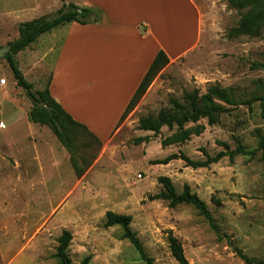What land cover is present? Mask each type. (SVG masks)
<instances>
[{
  "label": "rangeland",
  "instance_id": "rangeland-1",
  "mask_svg": "<svg viewBox=\"0 0 264 264\" xmlns=\"http://www.w3.org/2000/svg\"><path fill=\"white\" fill-rule=\"evenodd\" d=\"M195 1L203 18L197 45L159 71L81 177L52 130L28 120L32 101L0 56V78L6 80L0 85V208L8 209L6 221L14 231L12 242H4L12 264H58L53 254L63 229L72 233L68 253L74 264L86 255L89 264H145L122 238L121 226L103 225L108 210L131 216L130 227L153 264H178L169 250L168 231L179 239L190 264H249L240 253L264 262V162L258 147L264 100L231 107L212 125L199 119L203 131L181 143L162 144L176 125L157 132L138 128L140 117L173 110L172 99L184 104L185 93L201 95L219 84L246 97L254 81L264 78V26L259 35H231L241 12L226 0ZM66 2L73 1L0 0V48L18 37L24 21L50 19ZM63 29L40 35L14 55L34 90L48 83ZM191 29L187 22L182 42ZM84 99L78 96L77 103ZM99 104L90 109L101 111ZM219 152L226 155L205 167L189 166L182 158L202 161ZM161 175L171 179L178 193L188 184L206 202L217 231L191 204L169 207L166 200H150L162 189Z\"/></svg>",
  "mask_w": 264,
  "mask_h": 264
},
{
  "label": "crops",
  "instance_id": "crops-1",
  "mask_svg": "<svg viewBox=\"0 0 264 264\" xmlns=\"http://www.w3.org/2000/svg\"><path fill=\"white\" fill-rule=\"evenodd\" d=\"M71 1L89 8L93 20L62 26L63 38L48 89L73 119L104 142L157 51L162 49L171 62L197 45L202 12L195 0ZM187 22L192 29L188 40L182 42ZM81 95L85 96L83 104L77 103ZM100 102L101 111L90 109ZM7 211L4 205L0 208V235L4 240L0 241V264H12L13 259L6 256L10 247L4 243L11 241L10 230L14 232L7 224Z\"/></svg>",
  "mask_w": 264,
  "mask_h": 264
},
{
  "label": "trees",
  "instance_id": "trees-1",
  "mask_svg": "<svg viewBox=\"0 0 264 264\" xmlns=\"http://www.w3.org/2000/svg\"><path fill=\"white\" fill-rule=\"evenodd\" d=\"M231 8L241 12V17L236 27L231 30V35L247 34L250 36L259 35L264 26V0H226ZM93 12L86 7H79L74 3L63 4L58 10V14L50 19L36 18L24 21L19 27L18 37L10 41L8 46L10 52L5 55L12 72V76L16 84L22 87L26 95L32 101V107L28 111V119L32 123L48 126L56 138L61 142L63 147L69 153L70 164L77 177H81L88 167L96 158V151L101 147L102 141L91 132L83 123L76 121L68 114L61 105L49 93V83L42 90H34L30 83L17 65L14 55L25 49L30 43L34 42L40 35L52 31L54 28L63 26L71 22L86 24L93 20ZM169 63L167 54L162 50H158L146 72L138 83L135 91L125 106L115 128L128 116V114L138 104L142 96L151 85L155 76ZM255 89L250 96L241 97L235 93L232 87H222L219 84H212L207 91L199 95L196 91L184 94V104H180L177 100L172 99L171 104L173 110H160L156 116H142L138 119V128L153 132L166 125L169 128L177 126V130L166 137L163 145L181 143L190 138L191 135H199L204 125L198 123L199 119L206 118L209 125L218 122L222 113L231 107L247 104L256 100H264V78H258L254 81ZM192 122L194 125L185 127V123ZM258 147L261 149V160L264 162V135L259 139ZM88 150H94L88 153ZM239 152L246 154L242 147H238ZM89 154V156H87ZM226 155L219 152L214 157H207L205 160L192 161L187 157L182 158L187 165L192 167H205ZM172 155L164 161L170 160ZM158 182L162 185V189L149 195L150 200L162 199L168 202L169 207H175L180 203L191 204L198 213L204 216L209 225L217 231L211 212L206 202L193 192L188 184H184L183 190L178 193L175 191L174 185L168 176L161 175ZM214 200V199H213ZM216 203L219 201L216 200ZM131 216L123 213H116L108 210L105 212L103 225L111 227L119 225L122 228V238L127 239L134 249L138 252L140 259L145 264H153V259L144 251L143 245L136 233L130 227ZM167 242L169 250L173 258L178 264H190L185 256L184 249L179 239L171 232L167 233ZM72 233L63 229L57 237V245L53 254L58 264H74L68 253ZM241 258L251 264H260L255 259H251L240 253ZM90 255L82 258L80 264H89Z\"/></svg>",
  "mask_w": 264,
  "mask_h": 264
},
{
  "label": "water",
  "instance_id": "water-1",
  "mask_svg": "<svg viewBox=\"0 0 264 264\" xmlns=\"http://www.w3.org/2000/svg\"><path fill=\"white\" fill-rule=\"evenodd\" d=\"M9 52H10L9 46L8 47L5 46V47H1L0 48V56H2V57L5 56Z\"/></svg>",
  "mask_w": 264,
  "mask_h": 264
},
{
  "label": "built area",
  "instance_id": "built-area-1",
  "mask_svg": "<svg viewBox=\"0 0 264 264\" xmlns=\"http://www.w3.org/2000/svg\"><path fill=\"white\" fill-rule=\"evenodd\" d=\"M5 82H6L5 78H0V85L5 84Z\"/></svg>",
  "mask_w": 264,
  "mask_h": 264
}]
</instances>
